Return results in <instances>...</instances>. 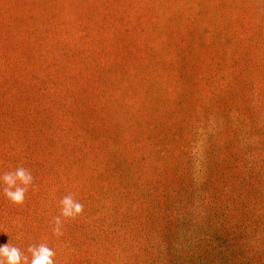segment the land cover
I'll return each mask as SVG.
<instances>
[{
    "label": "rangeland",
    "instance_id": "rangeland-1",
    "mask_svg": "<svg viewBox=\"0 0 264 264\" xmlns=\"http://www.w3.org/2000/svg\"><path fill=\"white\" fill-rule=\"evenodd\" d=\"M19 165L36 187L0 194V244L264 264V0H0V173Z\"/></svg>",
    "mask_w": 264,
    "mask_h": 264
},
{
    "label": "clouds",
    "instance_id": "clouds-1",
    "mask_svg": "<svg viewBox=\"0 0 264 264\" xmlns=\"http://www.w3.org/2000/svg\"><path fill=\"white\" fill-rule=\"evenodd\" d=\"M35 187L32 172L22 165L0 173V194L13 205L22 206L26 194ZM58 206L59 214L52 218L51 224L52 234L60 238L64 234L63 225L82 215L84 205L75 194L68 192L59 199ZM56 255L55 249L46 242L29 244L23 251L10 238L0 244V264H56Z\"/></svg>",
    "mask_w": 264,
    "mask_h": 264
}]
</instances>
